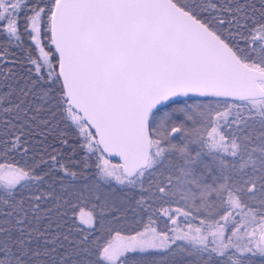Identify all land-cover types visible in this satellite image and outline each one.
<instances>
[{"label":"snow or ice","instance_id":"6c2138e0","mask_svg":"<svg viewBox=\"0 0 264 264\" xmlns=\"http://www.w3.org/2000/svg\"><path fill=\"white\" fill-rule=\"evenodd\" d=\"M0 160V264H264V0H0Z\"/></svg>","mask_w":264,"mask_h":264},{"label":"trees","instance_id":"16d2710c","mask_svg":"<svg viewBox=\"0 0 264 264\" xmlns=\"http://www.w3.org/2000/svg\"><path fill=\"white\" fill-rule=\"evenodd\" d=\"M18 159V158H17ZM113 161H115V162H117L115 159H113ZM3 162H5V161H3V160H0V163H3ZM163 225H161V227H162ZM259 259V258H258Z\"/></svg>","mask_w":264,"mask_h":264},{"label":"rangeland","instance_id":"374dc122","mask_svg":"<svg viewBox=\"0 0 264 264\" xmlns=\"http://www.w3.org/2000/svg\"><path fill=\"white\" fill-rule=\"evenodd\" d=\"M115 163V161H113Z\"/></svg>","mask_w":264,"mask_h":264},{"label":"water","instance_id":"95a60500","mask_svg":"<svg viewBox=\"0 0 264 264\" xmlns=\"http://www.w3.org/2000/svg\"><path fill=\"white\" fill-rule=\"evenodd\" d=\"M115 159V158H114ZM116 160V159H115ZM117 161V160H116Z\"/></svg>","mask_w":264,"mask_h":264}]
</instances>
